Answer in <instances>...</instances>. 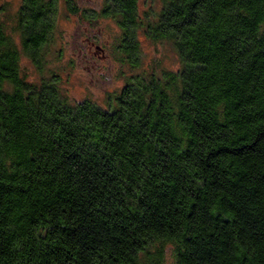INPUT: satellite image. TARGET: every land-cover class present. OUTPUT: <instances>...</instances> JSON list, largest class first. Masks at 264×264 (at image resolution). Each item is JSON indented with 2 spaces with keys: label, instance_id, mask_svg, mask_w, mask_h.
Here are the masks:
<instances>
[{
  "label": "trees",
  "instance_id": "1",
  "mask_svg": "<svg viewBox=\"0 0 264 264\" xmlns=\"http://www.w3.org/2000/svg\"><path fill=\"white\" fill-rule=\"evenodd\" d=\"M60 1L119 29L129 73L104 104L43 76ZM4 11L0 264H264V0H20L10 29ZM140 34L171 68L141 67Z\"/></svg>",
  "mask_w": 264,
  "mask_h": 264
},
{
  "label": "rangeland",
  "instance_id": "2",
  "mask_svg": "<svg viewBox=\"0 0 264 264\" xmlns=\"http://www.w3.org/2000/svg\"><path fill=\"white\" fill-rule=\"evenodd\" d=\"M84 8L99 11L102 0H79ZM20 0H0L4 5L3 18L8 29L12 25ZM143 10L142 6H139ZM119 29L111 19H100L89 25L68 17L62 5L58 4L56 17V33L54 42L46 55V65L43 76L55 72L61 76L64 86L68 89L72 100L84 97L104 104L108 94L116 93L123 85L125 75L129 73L115 57V47ZM142 68L148 69L158 60L166 69L171 68L173 55L162 45L154 46L143 34H140ZM100 48V49H97ZM22 67L27 71V78L38 79L37 74L27 60H23ZM170 249L165 251L162 264H172Z\"/></svg>",
  "mask_w": 264,
  "mask_h": 264
}]
</instances>
